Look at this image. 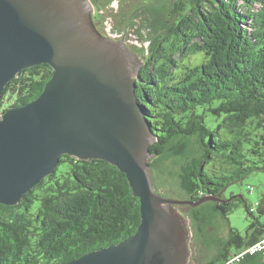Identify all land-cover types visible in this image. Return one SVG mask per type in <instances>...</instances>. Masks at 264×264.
<instances>
[{
  "label": "trees",
  "instance_id": "trees-1",
  "mask_svg": "<svg viewBox=\"0 0 264 264\" xmlns=\"http://www.w3.org/2000/svg\"><path fill=\"white\" fill-rule=\"evenodd\" d=\"M254 3H260L256 11ZM170 11L142 50L137 78L138 100L157 138L150 165L157 169L177 157L187 199L224 200L187 205L196 242L216 249L205 264H264L262 253L235 258L264 238V222L255 215H264V199L250 206L224 194L264 170V0H179ZM195 54L202 60L193 62ZM52 74L48 64L22 70L3 92V111L37 98ZM208 114L219 120L216 130ZM240 203L254 219L245 234L227 223ZM140 206L115 166L63 155L19 204H0V264H65L121 242L136 232ZM219 219L229 227L225 238L213 230Z\"/></svg>",
  "mask_w": 264,
  "mask_h": 264
},
{
  "label": "water",
  "instance_id": "water-1",
  "mask_svg": "<svg viewBox=\"0 0 264 264\" xmlns=\"http://www.w3.org/2000/svg\"><path fill=\"white\" fill-rule=\"evenodd\" d=\"M94 10L91 0H0V106L22 70L53 69L37 98L0 112V204H19L63 155L103 160L140 199V224L123 241L65 264H187L190 230L177 206L224 200L156 190L150 162L157 138L137 94L144 63L123 38L97 29Z\"/></svg>",
  "mask_w": 264,
  "mask_h": 264
},
{
  "label": "rangeland",
  "instance_id": "rangeland-1",
  "mask_svg": "<svg viewBox=\"0 0 264 264\" xmlns=\"http://www.w3.org/2000/svg\"><path fill=\"white\" fill-rule=\"evenodd\" d=\"M96 11H93L97 27L102 33L114 38H123L130 50L139 55L144 61L143 51L149 48L150 39L159 31L162 21L171 12L174 4L179 0H97ZM260 3H254L253 11L259 9ZM246 9V7H244ZM175 17L173 18V20ZM147 54V52H146ZM193 62L202 60L201 54L191 55ZM6 103L5 106L10 105ZM0 106V112H2ZM210 128L216 130L219 120L214 115L206 116ZM155 155L151 161L155 159ZM182 162L177 157L163 160L157 169L152 168L153 181L156 190L166 197L175 199H187L188 195L181 189L179 180L180 164ZM243 195L250 206H255L264 199V170H255L249 173L241 182L232 183L227 186L224 194L230 199L232 195ZM190 200V199H188ZM190 206V205H189ZM259 207V206H258ZM178 210L185 216L190 230L188 237L189 257L187 264H205L210 261L216 253L215 248L209 250L205 245L196 242L192 219L189 216L190 208L187 204L177 206ZM255 215L260 216L264 222V215H260L258 210ZM253 217L248 213L244 203L237 204L232 212L228 214L227 223L231 227L245 234L248 225L253 221ZM223 220H218L213 230L219 236H228L229 227Z\"/></svg>",
  "mask_w": 264,
  "mask_h": 264
},
{
  "label": "built area",
  "instance_id": "built-area-1",
  "mask_svg": "<svg viewBox=\"0 0 264 264\" xmlns=\"http://www.w3.org/2000/svg\"><path fill=\"white\" fill-rule=\"evenodd\" d=\"M246 253H250V254L262 253V254H264V238L261 239L256 244H254L251 247H249L248 249H246L245 251L241 252V254H239L235 258L239 259L241 256H243Z\"/></svg>",
  "mask_w": 264,
  "mask_h": 264
},
{
  "label": "flooded vegetation",
  "instance_id": "flooded-vegetation-1",
  "mask_svg": "<svg viewBox=\"0 0 264 264\" xmlns=\"http://www.w3.org/2000/svg\"><path fill=\"white\" fill-rule=\"evenodd\" d=\"M98 1L96 0V3H97ZM96 3H95V6H96ZM94 6V7H95ZM97 9H96V7H95V11H96ZM93 21H94V23H95V25H96V21H95V18H93ZM96 27H97V25H96ZM97 29L102 33V30H101V28H99V27H97ZM103 34V33H102ZM103 35H105V34H103ZM105 36H107V35H105Z\"/></svg>",
  "mask_w": 264,
  "mask_h": 264
},
{
  "label": "crops",
  "instance_id": "crops-1",
  "mask_svg": "<svg viewBox=\"0 0 264 264\" xmlns=\"http://www.w3.org/2000/svg\"><path fill=\"white\" fill-rule=\"evenodd\" d=\"M263 203V206H264V202H262Z\"/></svg>",
  "mask_w": 264,
  "mask_h": 264
},
{
  "label": "bare ground",
  "instance_id": "bare-ground-1",
  "mask_svg": "<svg viewBox=\"0 0 264 264\" xmlns=\"http://www.w3.org/2000/svg\"><path fill=\"white\" fill-rule=\"evenodd\" d=\"M95 11V10H94Z\"/></svg>",
  "mask_w": 264,
  "mask_h": 264
}]
</instances>
